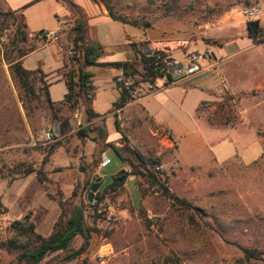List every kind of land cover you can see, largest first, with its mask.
<instances>
[{"label": "rangeland", "instance_id": "374dc122", "mask_svg": "<svg viewBox=\"0 0 264 264\" xmlns=\"http://www.w3.org/2000/svg\"><path fill=\"white\" fill-rule=\"evenodd\" d=\"M62 1L85 9L88 25L93 27L89 33L96 34L101 46L118 41L128 43L130 49V41L144 37L143 31L163 27L164 50L172 55L206 53L209 60L204 64L208 62L215 67L221 63L232 78L234 92L248 90L264 77V46H261L264 45V0H177L174 5L172 0H112L113 12L129 23L136 22L140 28L104 19L93 0H0L3 12L23 8L29 35L25 42L15 39L14 26L0 17V264H18L17 250L6 248V242L15 239L10 228L13 221L28 216L35 232L46 237L60 218L63 221L64 215L80 203L85 205V222L93 230L88 249L64 261L80 246L81 238L76 237L69 250L48 254L40 264H240L241 248L262 253L260 260L246 264H264L262 163L244 165L235 158L218 163L241 155L251 143L250 134L242 136L222 129L219 122V117L227 113L236 116L237 125L242 122L241 115L246 117L247 113V91L233 94L228 86L219 96L212 97L221 86L220 75L212 70L182 84L194 85L195 90L186 91L180 85L140 103L138 107L148 111L155 122L187 132L181 141V156L195 164L180 163L175 154L176 141L172 140L173 145L168 147L159 142L166 150L157 157L154 142L145 140L144 148L140 149L143 156L159 161L155 174L168 192L183 203L159 197L153 188H148L145 177L140 179L145 190L141 197L135 177L127 172L129 166L111 148L105 150L109 164L93 169L94 143L75 135L81 127L92 123L83 122L79 128L69 126L73 114L66 109L57 112L56 121L53 114L57 105L48 103L41 85L37 82L35 94L26 95L11 75V64L19 50L49 44L35 42L31 37L54 30L58 20L67 14ZM250 9H254L251 18L246 15ZM251 22L258 23L255 33L248 29ZM70 30L56 41L65 49L71 43ZM253 44L260 46L253 48ZM52 52V47H47L29 56L23 62L24 67L32 69L41 56L51 58ZM249 62L255 67L251 75L247 72ZM134 65L140 67L138 62ZM94 75L99 82L111 74L100 71ZM99 86L103 89L97 91L93 108L104 114L117 88L111 77L108 83ZM59 93L54 89L50 96L58 99ZM222 96L235 98V111L229 110L231 104L221 100ZM209 98L196 112L198 103ZM237 98L243 101L239 103ZM77 111L81 115L84 110L78 107ZM126 112L129 121L141 118L137 107H129ZM256 114L254 110L249 117L255 119ZM103 117L108 142L118 145L114 117ZM205 120H210L212 128ZM53 122L57 128L59 123L65 125L64 134L58 131L52 142L42 144L40 137L44 131H51ZM147 125L143 124L145 130ZM119 126L126 133L127 126L121 121ZM135 127L132 121L130 131ZM160 136L171 138L166 132ZM126 141L121 146L122 154L134 161L133 153L139 148ZM29 169L34 172L27 174ZM121 171H124L122 175ZM120 176H123L118 182L121 185L109 190L112 178ZM93 177L94 181L101 178L102 183L93 199L94 207H90L86 200L90 190L87 184ZM98 196L102 200L95 209ZM108 248L111 253L99 258V252Z\"/></svg>", "mask_w": 264, "mask_h": 264}, {"label": "trees", "instance_id": "16d2710c", "mask_svg": "<svg viewBox=\"0 0 264 264\" xmlns=\"http://www.w3.org/2000/svg\"><path fill=\"white\" fill-rule=\"evenodd\" d=\"M101 3L107 11V15L111 20L119 21L121 23H129L123 17L116 15L113 12L112 0H93ZM177 0H172L173 5ZM21 9L11 10L6 12L0 10V17L4 21H9L10 26L15 28V39L20 41H27L29 35L26 31V25L23 20V14ZM132 26L140 28L136 22L129 23ZM70 37L72 43V52L74 56L68 58L70 68L62 76L65 83L67 92L63 96L62 101L55 104L48 100L50 105H57L54 111L53 117L57 121V112H60L62 108L69 111H73L79 104L82 105L85 113L88 116L90 124L86 127H81L76 132V137L80 140L89 139L95 145L94 147V159L92 162L93 169L95 167L100 168L99 155L105 152L107 148H111L120 160L126 163L129 168V174L134 177H145L148 182V188L157 187V194L159 197L165 198L172 203L180 204L183 203L177 196L168 192L167 188L160 181V178L152 170L154 165H159V161L151 158H144L138 152H134V161L129 160L122 154V144L126 143V137L121 132L119 122L114 119L115 130L120 132L121 138L118 141V145L107 141V130L103 122V118L99 114L94 113L91 108V101L93 98V86L92 78L93 73L88 69L90 67L100 65L97 61L103 55L102 47L98 43H89L85 41V25L82 19L77 18L74 20V25L70 30ZM130 47H135L134 60L132 63H126V69L122 71V75L128 79H134L136 75L141 76L144 80L153 81L154 79V57L149 54H144L137 50L138 45L136 43L129 44ZM34 48L30 47L28 50H19L15 59L11 64V75L18 82L20 88L23 89L26 95L35 94V85L37 82L40 83L42 90L47 91L48 85L43 80V75L36 69L29 71L23 68L22 58L30 53ZM77 52L81 53V59L77 57ZM135 62H138L142 71H139L135 67ZM77 64L76 68L73 67ZM67 65H64L66 67ZM117 68H121V64H113ZM39 74L40 77H36ZM118 87V86H117ZM119 88V87H118ZM224 102L230 103V111L233 112L235 108V98L233 96H222L220 97ZM132 98L124 91L121 90L119 99L113 104L114 108H120L125 103L130 101ZM100 119V120H99ZM210 124V120H207ZM219 122L223 125H234L236 124V116L230 113L219 117ZM34 170L29 169L26 173H33ZM39 176L40 173L36 172ZM126 174V173H125ZM161 174V173H160ZM94 182V177L87 184L89 190ZM116 178H112L109 184V190H114L116 186H120ZM141 197L145 195V190L140 188ZM106 191V190H103ZM102 200V196L97 197V205ZM85 205L83 203L76 204L71 208L67 215H64V220L56 223L53 227L52 232L43 237L35 232L34 224L29 220L28 216H24L19 220L13 221L10 224V228L15 232V239L6 242V248L8 250H17L16 262L18 264H40L41 261L48 255L54 252H64L69 250L74 239L76 237L81 238L80 246L71 252L64 261H69L77 256L83 254L89 247L91 241V235L93 230L88 227L85 222ZM242 258L239 259L240 264H246L249 261H257L261 259L262 253L249 248H241Z\"/></svg>", "mask_w": 264, "mask_h": 264}, {"label": "crops", "instance_id": "0c3cea01", "mask_svg": "<svg viewBox=\"0 0 264 264\" xmlns=\"http://www.w3.org/2000/svg\"><path fill=\"white\" fill-rule=\"evenodd\" d=\"M62 2H61V5L64 7L65 12L67 14L65 17H63L62 19H59V20H69V19L75 20L76 18H78L80 16L82 21H83V24L85 25V41L89 42V43H98L101 46V44L99 43V41L97 39L96 34L94 32L89 33L90 29H92L93 27L88 25V17H87L85 9L79 7L78 5H75L73 2H68V1L63 2V3ZM93 2L98 6V11H99L100 16L103 17L104 19L111 20L108 17L107 11L104 8V6L101 3H98L96 1H93ZM56 28H57V26L54 29H56ZM164 31H165V29L163 27H158L157 29L154 28V30L149 29V30L143 31L144 37L138 38L135 41H130L129 44L136 43L138 45L137 50L139 52L142 50V48H149V49L156 50V51L167 52L166 50H164L165 47H163L161 45L162 41L164 40V37L162 36ZM127 44L128 43H119L118 41H108V43L105 46H101L102 50H103V55L97 61L100 65L90 67L88 69L89 71H91L93 73V78H92L93 98L91 101L92 110L94 111V113L99 114L101 116V118H104L103 116H105V115H111L114 117V119L116 118L119 123L121 121L122 124L126 125L127 126L126 127V129H127L126 133L120 127L121 132L125 135L126 140L133 142L136 145V147L139 148V150L135 151V152H138L141 156H143V153L141 152L140 149L144 148L145 140H149L151 142H154V146L157 149V151L155 153L157 157L160 156L164 150H166L165 148H163V146L159 145V142L161 144L163 143L162 145H164L165 147H168L169 145H173V141H176V152H175V154H176V157L178 158V160L180 161V163L185 165V166L195 165V164H191V163L184 161L182 156H181V147H182L181 141H182V138L184 139V137H185L184 133L187 134V132H185V130L182 128L177 129V130H173L170 127H167L168 125L165 126V124L163 122H159L157 120L155 122L154 117L151 114H149L148 111H145L144 108L138 107V105L140 103H144L146 100L152 99L153 97L161 94L164 91H168L173 87L180 86V85L184 84L185 82H187L189 79L193 78L194 76L189 78L188 80L181 82V83L166 87V88L161 89V90H159L153 94L147 95V96H145L139 100L131 99L130 101L125 103L120 108H114L113 107V104L119 99L120 94H121V89L118 88L117 85L115 84V86L117 88L115 90L116 92H113L114 90H112V88L107 87L108 90L110 89V91L113 92V97H112V100L110 102V105H109L106 113L101 114L93 108V104L95 102L97 91L103 89L99 85L103 86L104 84L108 83L110 80V77L112 79V82H114V78L116 76L122 74V65L123 64L126 65V63H132V59L134 60V54L136 51L135 47H130V49H128ZM68 45L69 46L65 49L64 47H61L60 45H58L56 42L55 43H49L47 45L34 48L30 53H28L26 56H24L21 60L22 66L24 69L29 70V71H34L36 69H39V71L43 75V80L48 85L47 91H46V96L48 97V100L50 102H53L55 104L62 101L63 96L67 92V89H66V86H65V83L63 81L62 76L68 70L64 71L63 73H62V71L66 68L67 69L70 68L69 63H68L69 62L68 58H69V51L72 47V43H69ZM258 46H260V45L253 44L251 47L256 48ZM261 46H264V45H261ZM47 47H52V49H53L51 58H50V56L49 57H47V56L42 57L41 56L39 58V60L36 61V66L33 67L32 69L24 67L23 62L26 58H28L31 55L39 53L40 51H42L43 49H45ZM169 54H170V52H169ZM182 55H185V54L172 55V56H174L176 58H181ZM77 57L79 59H81V53L80 52H77ZM213 60H214V57H213ZM113 64H121V68H117V67L113 66ZM64 65H67V66L64 67ZM214 65H215V63H214ZM76 66H77V64L73 65L74 68H76ZM204 66H205V70L203 72L217 70L218 74L220 75L221 86L217 87V90L212 93V97L219 96L224 90L227 89L228 86L230 87L233 94L236 93L237 95H242L245 91H247V98H246V100H247L246 104L247 105L245 106L246 112H247L246 117H244V114H242L241 115L242 122L240 124L237 125V123H236L234 125H229V126L228 125H222V129L231 130L233 132L241 134L242 136H246V134H250L251 143L244 147V152H242L241 155L236 154L233 157L225 158L224 160H221L218 163H222V162L227 161L229 159L235 158L240 163H242L244 165H258L259 163H262L263 170H264V77H263V80L258 85L251 87L245 91L234 92L233 86H232L233 85L232 84V78L227 73L226 69L222 66L221 63H216L215 67H213L212 64H208V62H207V64H204ZM135 67L139 71H142L140 67L139 68L137 66H135ZM254 69H255L254 64L249 62L248 67H247V72L249 73V75H251L253 73ZM100 71L101 72L107 71L111 75H109L106 80H99V82H98V81H96L94 74L97 72H100ZM158 83H161V81H158ZM182 86H184L183 88L187 89L186 91L197 89L194 85H186V86L182 85ZM54 89H58L60 91V93H59L60 97L58 99H52L50 96L51 91H53ZM261 97H262V99H261ZM211 98L198 103L197 108H196V112L201 105L207 103ZM237 100H238V98H237ZM241 100H242V98L240 100H238L239 103ZM132 106L137 107L141 111V118H133L131 121H129L126 111L129 107H132ZM78 107H82V105L79 104L73 111H70V112H72L73 115L71 117L72 119H70L69 126H71V124H72V125L76 126L77 128H79L83 122L84 123L89 122L88 116L85 113V111H83V114L78 115V111H77ZM63 109H65V108H62V110ZM254 110H257V114H256L257 117L255 119H251L249 117V113L254 111ZM197 116L200 119H202L201 115L197 114ZM132 121H134V123L136 124V127H135L136 129L133 131H130V124L132 123ZM205 121H206L207 125L209 127H211V125L207 122V120H205ZM144 123L148 124L147 125L148 127L146 128L147 130H145V128H143ZM66 127H67V125H66ZM65 129H66L65 125L63 126L62 123L61 124L59 123V125H58L59 134L63 135ZM163 132H166L167 134H169L171 136V138L169 139L167 136L161 137L160 134ZM118 134H119V139H117L116 142H118L121 138L120 132H118ZM136 134H137V137H136ZM107 141H108V138H107ZM143 157L144 158H150V157H145V156H143ZM127 172L129 174L130 168ZM135 179H136L137 185L140 188H142V184L140 181L141 177H137V178L135 177Z\"/></svg>", "mask_w": 264, "mask_h": 264}, {"label": "built area", "instance_id": "2783aa9c", "mask_svg": "<svg viewBox=\"0 0 264 264\" xmlns=\"http://www.w3.org/2000/svg\"><path fill=\"white\" fill-rule=\"evenodd\" d=\"M247 17L254 16V9H250L246 12ZM74 20H59L57 28L47 32H40L33 34L31 39L38 43H55L64 32L68 29H72ZM72 49V47H71ZM70 49L69 57L74 56V52ZM144 54H149L154 57V79L153 81L144 80L141 76L136 75L135 78L128 79L122 74L114 78L115 84L124 90L132 99L139 100L147 95L153 94L166 87L176 85L189 78L200 74L205 70L204 62L209 60V57L204 52H193L182 55L181 58H176L165 51H156L149 48H142L140 51ZM36 77H40L39 74ZM161 81V83H158ZM40 85V83L38 82ZM54 135L50 130H46L42 133L40 141L42 144L52 142ZM109 164V159L102 152L100 155V168ZM153 171L159 170V165L152 167ZM157 187H153V191L156 193ZM90 207H94L95 201L92 200L88 203ZM111 253V249H105L99 252L98 257L104 259Z\"/></svg>", "mask_w": 264, "mask_h": 264}, {"label": "water", "instance_id": "95a60500", "mask_svg": "<svg viewBox=\"0 0 264 264\" xmlns=\"http://www.w3.org/2000/svg\"><path fill=\"white\" fill-rule=\"evenodd\" d=\"M258 28V23L257 22H251L249 23L248 25V29L252 32V33H255L256 30ZM126 69V65L123 64L122 65V71H124ZM51 132L54 136H57L58 135V128H57V124L56 122H53L52 123V127H51ZM124 173V171H121L120 174L122 175ZM123 178V176H120L119 178H117V182H120L121 179ZM101 183H102V180L101 178H97L94 183L92 184V186L90 187V190L89 192L87 193V197H86V200L87 202H91L95 195H96V192L98 191V189L100 188L101 186Z\"/></svg>", "mask_w": 264, "mask_h": 264}]
</instances>
